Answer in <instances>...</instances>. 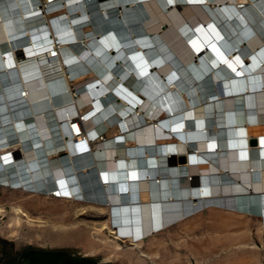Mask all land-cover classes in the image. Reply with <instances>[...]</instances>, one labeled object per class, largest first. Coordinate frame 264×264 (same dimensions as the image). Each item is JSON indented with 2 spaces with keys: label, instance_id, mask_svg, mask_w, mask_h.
I'll use <instances>...</instances> for the list:
<instances>
[{
  "label": "bare ground",
  "instance_id": "bare-ground-1",
  "mask_svg": "<svg viewBox=\"0 0 264 264\" xmlns=\"http://www.w3.org/2000/svg\"><path fill=\"white\" fill-rule=\"evenodd\" d=\"M0 118L21 160L0 179L106 213L92 253L145 261L206 209L256 218L264 253V0H0ZM46 222L15 207L7 228Z\"/></svg>",
  "mask_w": 264,
  "mask_h": 264
},
{
  "label": "rangeland",
  "instance_id": "rangeland-1",
  "mask_svg": "<svg viewBox=\"0 0 264 264\" xmlns=\"http://www.w3.org/2000/svg\"><path fill=\"white\" fill-rule=\"evenodd\" d=\"M84 145L78 147L83 148ZM190 152L189 147L182 146L178 157H186ZM0 206L4 211L0 215V255L4 257L5 264H10L8 256L17 257L27 248L67 251L106 264H264L256 218H232L228 221L229 216L225 213L206 209L200 216L147 241L143 246L147 254L144 261L129 251L116 258H109L108 249L91 252L88 246L98 238L92 233L106 221V213L86 209L83 217L75 219L72 215L80 208L68 203L65 198L50 200L30 197L24 192L6 189H0ZM15 207L23 208L34 218L47 221L46 228H28L23 224L17 235L11 237L7 225ZM66 211L68 215L63 218L61 213ZM53 222L59 225L55 230L51 228ZM244 246L253 247L254 250L246 251ZM241 260H244L243 263Z\"/></svg>",
  "mask_w": 264,
  "mask_h": 264
},
{
  "label": "water",
  "instance_id": "water-1",
  "mask_svg": "<svg viewBox=\"0 0 264 264\" xmlns=\"http://www.w3.org/2000/svg\"><path fill=\"white\" fill-rule=\"evenodd\" d=\"M19 56H22L21 53H19ZM250 143L252 146H256L257 142L256 140H251ZM173 160L177 161L179 164L186 163L185 156L173 158ZM17 264H106V263H100L86 256L76 255L67 251L29 249L20 254Z\"/></svg>",
  "mask_w": 264,
  "mask_h": 264
},
{
  "label": "built area",
  "instance_id": "built-area-1",
  "mask_svg": "<svg viewBox=\"0 0 264 264\" xmlns=\"http://www.w3.org/2000/svg\"><path fill=\"white\" fill-rule=\"evenodd\" d=\"M37 1H38V9L41 8V10L46 11L49 9V6L52 4V1L54 0H37ZM59 52H60L59 50L52 51L51 54H49V57L47 59L58 57ZM16 57H18V59L23 58L22 56H19V53ZM85 117L86 116H81L80 121L79 120L70 121L71 124H69V127H70L69 129L71 130L74 138L84 136V130H83L81 121L85 120ZM10 142L11 141H8L2 146H0V153L5 152V154L11 159L12 161L11 163H15L17 166H19L21 164L20 154L17 152V148H16L17 146H14V147L7 146V143H10ZM1 163L2 162L0 161V166H1ZM14 184L15 182H13L11 179H6V177H3L2 179H0V185H4L5 188L8 190H13V188L15 187ZM22 190H25V189L23 188ZM13 191H16V190H13ZM0 264H5V259L2 255H0Z\"/></svg>",
  "mask_w": 264,
  "mask_h": 264
},
{
  "label": "crops",
  "instance_id": "crops-1",
  "mask_svg": "<svg viewBox=\"0 0 264 264\" xmlns=\"http://www.w3.org/2000/svg\"><path fill=\"white\" fill-rule=\"evenodd\" d=\"M8 123H6L5 120L0 118V129H1V133L5 134L6 130H4L5 126H7ZM8 190V189H7Z\"/></svg>",
  "mask_w": 264,
  "mask_h": 264
},
{
  "label": "trees",
  "instance_id": "trees-1",
  "mask_svg": "<svg viewBox=\"0 0 264 264\" xmlns=\"http://www.w3.org/2000/svg\"><path fill=\"white\" fill-rule=\"evenodd\" d=\"M174 161V160H173ZM175 162V161H174ZM169 164H172V161H170ZM1 243V242H0ZM10 264H17V257H13L10 261Z\"/></svg>",
  "mask_w": 264,
  "mask_h": 264
},
{
  "label": "flooded vegetation",
  "instance_id": "flooded-vegetation-1",
  "mask_svg": "<svg viewBox=\"0 0 264 264\" xmlns=\"http://www.w3.org/2000/svg\"><path fill=\"white\" fill-rule=\"evenodd\" d=\"M29 249H31V248H27L26 250H29ZM26 250H24V251H26ZM24 251H23V252H24ZM23 252H22V253H23ZM4 254L7 255L6 252H4ZM19 256H20V255H19ZM19 256H17V263H18V258H19ZM7 258L9 259L8 262L10 263L11 259L13 258V256H8Z\"/></svg>",
  "mask_w": 264,
  "mask_h": 264
},
{
  "label": "clouds",
  "instance_id": "clouds-1",
  "mask_svg": "<svg viewBox=\"0 0 264 264\" xmlns=\"http://www.w3.org/2000/svg\"><path fill=\"white\" fill-rule=\"evenodd\" d=\"M170 159V158H169Z\"/></svg>",
  "mask_w": 264,
  "mask_h": 264
}]
</instances>
